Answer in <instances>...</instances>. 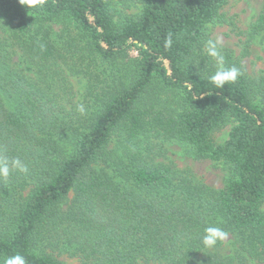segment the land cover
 <instances>
[{
    "label": "trees",
    "instance_id": "1",
    "mask_svg": "<svg viewBox=\"0 0 264 264\" xmlns=\"http://www.w3.org/2000/svg\"><path fill=\"white\" fill-rule=\"evenodd\" d=\"M228 1L45 0L26 9L0 0V157L29 168L0 178V260L264 264V75L246 74L221 48L224 66L242 75L223 89L209 81L208 27ZM131 6L138 13H124ZM245 34L264 41V9ZM72 77L85 81L82 94ZM166 143L221 164L223 186L160 161ZM209 225L228 233L230 254L223 241L203 246Z\"/></svg>",
    "mask_w": 264,
    "mask_h": 264
},
{
    "label": "rangeland",
    "instance_id": "2",
    "mask_svg": "<svg viewBox=\"0 0 264 264\" xmlns=\"http://www.w3.org/2000/svg\"><path fill=\"white\" fill-rule=\"evenodd\" d=\"M264 9V0H229L221 9L222 21L210 25L208 33L211 39H219L220 47L229 51L233 57L240 58L246 74L250 76L264 75V41L260 37L247 43V32L260 11ZM126 14L138 13V8L131 6L124 10ZM58 25L54 26V30ZM244 32V33H243ZM245 46L246 55L244 52ZM135 56V52L131 53ZM74 89L83 93L85 81L71 78ZM233 122H227L214 133V139L221 143L227 139V134ZM166 154L160 159L162 162H171L178 169L187 171L191 176L201 180L209 186L221 188L224 181V169L221 164L209 160H196L192 158L184 146L178 143H166ZM264 210V205H263ZM231 239L223 241L222 253H231ZM66 264H80L76 259L60 258ZM257 264V263H254Z\"/></svg>",
    "mask_w": 264,
    "mask_h": 264
},
{
    "label": "clouds",
    "instance_id": "3",
    "mask_svg": "<svg viewBox=\"0 0 264 264\" xmlns=\"http://www.w3.org/2000/svg\"><path fill=\"white\" fill-rule=\"evenodd\" d=\"M17 3L26 9H33L36 7H43L45 0H17ZM0 23H2V21H0ZM172 43V36L169 34L164 41V47L166 49L171 48ZM206 52L207 55L216 62V71L209 76L210 83L216 89H223L225 85L235 83L240 75H242L239 68L235 66H224L225 57L222 54L219 39H208L206 41ZM188 87L189 91H191V86L189 85ZM77 110L83 114L85 112L84 105H78ZM12 170L27 173L29 168L28 165L19 158L9 159L7 157H0V178H7ZM227 236L228 233L223 228L209 225L204 228L201 242L205 248L211 249L215 247L218 242L224 241ZM0 264H26V260L22 255L15 254L0 260Z\"/></svg>",
    "mask_w": 264,
    "mask_h": 264
}]
</instances>
